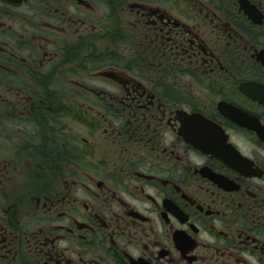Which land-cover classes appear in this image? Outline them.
Listing matches in <instances>:
<instances>
[{
	"label": "flooded vegetation",
	"instance_id": "flooded-vegetation-1",
	"mask_svg": "<svg viewBox=\"0 0 264 264\" xmlns=\"http://www.w3.org/2000/svg\"><path fill=\"white\" fill-rule=\"evenodd\" d=\"M0 264H264V0H0Z\"/></svg>",
	"mask_w": 264,
	"mask_h": 264
}]
</instances>
